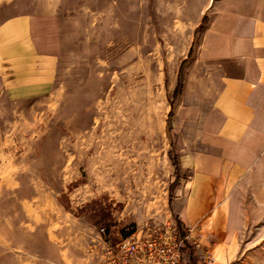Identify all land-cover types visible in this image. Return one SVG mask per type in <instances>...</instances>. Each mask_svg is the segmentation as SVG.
<instances>
[{
  "label": "rangeland",
  "instance_id": "obj_1",
  "mask_svg": "<svg viewBox=\"0 0 264 264\" xmlns=\"http://www.w3.org/2000/svg\"><path fill=\"white\" fill-rule=\"evenodd\" d=\"M48 2L58 18L42 22L41 95L12 108L23 132L0 133V264H101L100 227L118 241L178 221L180 66L206 13L262 16L264 0H213L203 14L209 0Z\"/></svg>",
  "mask_w": 264,
  "mask_h": 264
},
{
  "label": "crops",
  "instance_id": "obj_2",
  "mask_svg": "<svg viewBox=\"0 0 264 264\" xmlns=\"http://www.w3.org/2000/svg\"><path fill=\"white\" fill-rule=\"evenodd\" d=\"M51 6L0 0V133L23 132L24 123L9 127L12 108L41 95L35 63L44 52L42 22L58 18ZM213 20L199 28L178 100L175 211L200 243L186 244L185 261L245 264L254 256L264 264V241L241 251L250 232L264 240V14L218 12ZM213 213L212 231L202 232Z\"/></svg>",
  "mask_w": 264,
  "mask_h": 264
},
{
  "label": "built area",
  "instance_id": "obj_3",
  "mask_svg": "<svg viewBox=\"0 0 264 264\" xmlns=\"http://www.w3.org/2000/svg\"><path fill=\"white\" fill-rule=\"evenodd\" d=\"M98 233L92 252L98 254L101 264H190L185 261L186 244L200 245L191 236L192 229L181 230L178 221L138 228L118 241L108 237L106 227H100Z\"/></svg>",
  "mask_w": 264,
  "mask_h": 264
},
{
  "label": "trees",
  "instance_id": "obj_4",
  "mask_svg": "<svg viewBox=\"0 0 264 264\" xmlns=\"http://www.w3.org/2000/svg\"><path fill=\"white\" fill-rule=\"evenodd\" d=\"M207 23V16H205L203 18V21H202V28L206 25ZM191 54V52H190ZM189 54V55H190ZM186 63V60H184L180 66V70H179V74H178V82H177V92L180 90V88L182 87V76H183V69H184V65ZM176 167H178L177 163L175 164ZM178 224H179V227L181 228V230L184 229V223L182 220H178Z\"/></svg>",
  "mask_w": 264,
  "mask_h": 264
},
{
  "label": "bare ground",
  "instance_id": "obj_5",
  "mask_svg": "<svg viewBox=\"0 0 264 264\" xmlns=\"http://www.w3.org/2000/svg\"><path fill=\"white\" fill-rule=\"evenodd\" d=\"M212 1H213V0H209V4H208V6L206 7V9L203 10L202 14L207 10V8L209 7V5H210V3H211ZM216 216H217V214H216V213H213V217L215 218ZM15 251H16L17 253H23V250H21V249H15Z\"/></svg>",
  "mask_w": 264,
  "mask_h": 264
}]
</instances>
